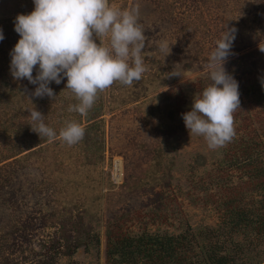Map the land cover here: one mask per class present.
Returning a JSON list of instances; mask_svg holds the SVG:
<instances>
[{
    "label": "trees",
    "instance_id": "1",
    "mask_svg": "<svg viewBox=\"0 0 264 264\" xmlns=\"http://www.w3.org/2000/svg\"><path fill=\"white\" fill-rule=\"evenodd\" d=\"M216 3L223 2L219 0ZM259 4L262 3L259 2ZM253 6L249 10L244 9V13L248 14L254 10L255 6ZM257 15L256 13L250 23L259 22L256 19ZM240 23L246 27L245 19L241 18ZM13 27L15 25H12ZM2 32L5 35L2 40L3 45H0V53L5 60L0 73V127H3V133L6 135L12 130L10 126L14 118L19 120L24 116V112L30 115L29 112L34 108L44 116L46 125V112L65 109L67 110L66 113L79 115L68 111L70 105L78 103L75 96L71 95L69 91H66L68 96H66L67 93L62 95L54 88L55 82L49 84L54 97L45 96L53 99L55 105L52 108L47 104L42 108L36 102L29 103L30 98L36 99L31 93L35 91L38 85L29 83L27 79L18 80L16 83L14 79V83L7 80L10 78H6V74L12 76L10 73V52L14 46L11 47L8 39L12 31H7L4 28ZM7 46L8 49L10 48L9 51L5 50ZM150 46L145 40L143 50L150 49L152 47ZM196 48L197 44L193 43L189 45V48L176 50L183 59L180 63L181 70H202L208 65V60L201 57ZM246 58L243 56L240 59L239 57L228 59L224 64L225 70L236 81L252 73L253 64L249 57L248 60ZM148 59L150 63H159L152 58ZM36 74L34 68L33 77ZM167 75L168 71L164 68H148L143 73L142 78L139 81H134L119 98L117 106H130L144 100L142 119L144 124H151V134L153 132L155 138L150 139L146 136L141 137L139 135L137 137L135 135L130 137L128 142L122 143L119 150L112 151L111 146L108 149L110 154L114 152L121 158L122 183L117 187L119 190L114 195L117 210L111 213L107 208L108 217L104 221V264H263V252L258 246L264 245V110L256 112L252 116L239 110L236 111L237 127L235 134L240 131L242 132L241 137L232 139L223 149L222 158L223 161H227L226 167L228 169H221L220 166L216 172L219 174L214 175L217 180L215 187H217L219 195L209 202L215 206L217 213H219L217 225L214 228L204 227L197 230L186 225L177 234L152 233L147 230L146 224L148 222L155 224L158 219L155 212L150 213L148 217L147 211L161 209L164 198L162 190L170 186L174 160L169 154L172 151L175 152L173 140L176 138L174 136L176 129L186 128L182 114L191 111L180 109V95L174 91L156 96L155 100H147L146 96L149 92H156L157 88L165 87L169 81L176 79V76H170L169 81H167L165 79ZM211 83L209 71H207L204 78L196 79L191 86L192 91L199 94ZM45 97L37 99L43 100ZM114 99L113 97L112 100ZM113 108L114 106L110 107L111 110ZM100 110L101 104L97 98L87 115L82 116L84 123L82 127L85 129V135L75 145L69 146L60 140L59 131L51 127L57 133V138L53 140L56 142L54 145L56 146L58 142L62 141L57 150L58 153H65L69 160L73 158L71 164V176L73 177L66 181L67 185L73 188L79 187L81 184L79 182L82 179L81 171L94 169L100 163L103 151V130L100 127L101 121L97 120L101 116ZM69 120H73V117L66 121ZM77 122L80 124V121L77 120ZM20 130L19 136L14 137L16 147L13 148L12 153L5 155L4 158L13 157L15 155L14 150L26 146L31 149L40 140L48 139L46 137L40 138L34 132L36 134L34 138L39 137L40 139L38 141L35 139L33 142L31 141L33 137L30 136L32 130L29 131L27 128H20ZM138 132L143 134L140 127H138ZM16 160L19 168L24 166L22 161L20 163L18 159ZM110 161L111 155L108 157L109 167ZM26 164H29V161H26ZM204 164L205 159L202 155L196 154L188 165V169L193 172ZM17 166L9 170L7 167L0 168V224L7 228V233L13 235L15 232L21 234L26 231L31 232L33 229L52 228V239L44 247V250L49 253L48 251L53 249L59 256L66 258L72 257L79 248L86 250L89 244L98 245V236L90 232L91 227L84 219V215L87 213L84 207V196L79 197L81 209L76 211L75 215L71 214L69 210L67 211L63 205L58 209L56 206H59L60 203L58 198L54 197H49L47 202L51 200L55 207L48 213L43 212L38 206V200L33 199L31 202L26 195L20 193L21 190L18 187L20 184L18 181L15 182ZM231 172L239 173L240 178L244 180L246 190L256 193L258 199L249 206L242 204L244 189L239 190L235 185H228ZM81 175L85 179L88 176L85 172ZM55 183L56 179L41 176L37 184L29 181L28 189L38 195L41 188L47 189L49 186H54ZM6 187L11 188L4 193L7 195V200H13L16 194L27 200L24 202L25 207H30L31 213L38 212V215L27 217L19 224L17 218L23 210H20L19 204L17 210L9 209L12 202H8L1 193ZM100 198L99 193L94 195L93 202L99 204ZM35 207L38 208L35 210ZM27 215L29 214L27 213ZM146 215L150 218L147 223L142 220ZM133 218L143 222L140 231L136 234L130 233L125 226V223ZM24 236L26 235H23V239H25ZM42 254L34 253L33 256ZM39 261L40 264H47V260ZM4 264L10 263L4 262ZM67 264L77 263L70 261Z\"/></svg>",
    "mask_w": 264,
    "mask_h": 264
},
{
    "label": "rangeland",
    "instance_id": "2",
    "mask_svg": "<svg viewBox=\"0 0 264 264\" xmlns=\"http://www.w3.org/2000/svg\"><path fill=\"white\" fill-rule=\"evenodd\" d=\"M216 1L219 0H109L110 4L121 10H138V24L146 36L145 40L148 41V45L152 46H150V49L142 50L146 68L156 69L161 67L166 69L168 71V75L165 76L167 81H169V74L174 69L181 75L176 76L174 81H169L167 86L157 88L156 92H149L146 96L147 100H155L156 96L174 91L180 95V109L192 110L193 98L196 93L192 91L191 86L197 78H204L205 72L209 69L206 66L202 70L196 71L181 70L180 63L183 59L176 50L189 48V45L193 43L197 44L196 49L199 55L209 62L210 53L215 48L216 41L220 39L226 26L229 29L235 28L237 30L231 54L227 60L236 57L240 59L246 56V60L250 58L249 60L253 64L252 73L241 77L237 81L240 93V109L237 110L250 116L264 110V86L261 83V81H264V52L260 51V48H264V0H222L223 3H216ZM259 2L262 4H259ZM253 5L256 11L254 9L248 14L244 13V9L249 10ZM34 7L33 0H0V30L6 28L7 31H12L8 37L11 47L15 46L20 39L18 33L11 30L14 29L12 25H14L15 18L20 14H30ZM255 12L258 14L256 19L259 22L250 23L256 15ZM241 18L245 19L246 27L240 23ZM165 40L171 48L170 54L167 56L158 48V42ZM96 43L99 44V40H96ZM104 43L107 44V38H105ZM0 45H3V41L0 42ZM5 50L9 51L10 48L8 49L7 46ZM148 58H152L159 63H150ZM4 61L3 55L0 53V73L4 67ZM6 78H10L7 79L10 82L15 80L9 74H6ZM66 84L67 79L64 78L59 85L54 84V88L63 95L67 93L66 91H69L66 90ZM128 87L115 82L108 89L98 93L101 116L97 120L101 121L100 127L103 130L101 160L94 169L81 171L88 176L85 179L81 173L82 179L79 181L81 184L76 188L67 185L66 181L73 177L71 176L73 158L69 160L65 153H58L57 150L61 145L60 143H62L60 140L56 146L54 145L56 142L53 140H40L31 149H28V146L21 147L19 150H14L15 155L13 157L4 158L5 155L12 153L13 148L16 147L14 137L19 136L21 133L20 128L31 130L28 113L24 112V116L19 120L14 118L10 126L12 130L6 135L3 133V127H0V137L2 138H0V168L7 167L9 170L16 167L18 163L16 159L20 163L21 161L24 163L21 168L17 166L18 169L15 172V182L18 181L20 184L17 185L21 190L20 193L26 195L31 202L33 199L38 200L40 210L47 213L55 207L51 200L47 202L48 198H58L60 204L56 207L63 205L73 215L81 209L79 197L84 196V207L87 211L84 219L91 227L90 232L96 234L99 240L98 245L89 244L86 250L79 248L72 257L66 258L59 256L53 249V251L49 250V253L44 250V247L52 239V228L33 229L31 232L26 231L21 234L15 232L12 235L7 233V228L3 224H0V264H4V262L10 264H40L39 260H47V264H67L70 261L77 264H104V221L108 217L107 208L111 213L117 210L114 195L119 190L117 187L122 183L121 158L114 152L110 154L108 149L111 146L112 151L119 150L122 143L128 142L129 138L135 135L137 137L139 135L141 137L146 136L150 139L155 138L154 133L151 134V124H144L142 119L144 100L130 106H117L119 98ZM69 93L73 95L70 91ZM68 95L67 93L66 96ZM113 97L116 100H112ZM33 100V98H30L29 103L36 102L42 108L47 104L52 108L55 105L54 100L47 97L43 100L37 98ZM113 106L114 108L111 110L110 107ZM66 112L65 109L50 113L46 112L47 126L59 131L64 127L65 121L71 117L76 122L77 120L80 121L81 126H84L81 115ZM235 114L236 112L234 113V128L236 129ZM138 127L141 128L143 134L138 132ZM31 133L30 136L34 138L36 134ZM241 133L238 131L233 139L240 138ZM174 136L176 137L173 140L175 152L172 151L169 154L174 160L170 186L162 190L164 198L162 199L161 209L147 211L148 217L150 213L155 212L158 219L155 224L148 222L150 218L147 215L142 220L148 222L146 224L147 230L152 233L177 234L186 225L193 230L204 227L214 228L219 221V213H217L215 206L209 202L219 195L218 189L215 187L217 180L214 175L219 174H216V172L220 166L221 169H228L226 167L227 161H223L222 158L223 149L228 143L222 147L210 149L203 136L191 135L186 128L176 129ZM33 138L31 140L33 142H35V139L36 141L40 139L39 137ZM196 154L202 155L205 164L191 172L188 165ZM110 155L109 167L108 157ZM26 161H29V164H26ZM41 176L56 179V183L54 186L47 187V189L41 188L42 191L40 190L37 195L28 189L29 181L37 184ZM229 181L228 185H235L239 190L244 189L242 204L249 206L258 199L256 193L246 190L244 180L240 178L239 173L231 172ZM10 189V187H6L5 190L3 189L4 192H1L6 200L7 195L4 193ZM98 193L101 198L99 204H96V202H93V197ZM7 201L12 202V205L9 206L10 210H17L18 204L21 206L20 210H23V212L17 218L19 224L27 217L38 215V212L31 213V208L25 207L24 202H27V200L16 194L13 200ZM149 208L151 209V206ZM142 220L133 218L127 221L125 226L130 233L136 234L140 231ZM23 235H26L24 236L25 239L22 238ZM258 248L262 250V259L264 260V245H259ZM34 253L43 254L33 256Z\"/></svg>",
    "mask_w": 264,
    "mask_h": 264
},
{
    "label": "clouds",
    "instance_id": "3",
    "mask_svg": "<svg viewBox=\"0 0 264 264\" xmlns=\"http://www.w3.org/2000/svg\"><path fill=\"white\" fill-rule=\"evenodd\" d=\"M33 3L35 7L30 14L15 18L14 30L20 39L10 52L12 77L38 85L31 93L33 97L53 98L49 84L59 85L66 78V90L78 101L68 111L86 116L99 92L115 82L131 86L147 71L142 56L146 36L138 24V10H121L109 0H33ZM236 31L224 27L207 65L212 83L194 96L192 110L182 114L189 133L203 136L210 149L224 146L235 136L239 85L224 64L231 54ZM3 39L0 30V41ZM158 48L166 56L170 54L166 40L158 42ZM260 51L264 52V48ZM169 76L181 75L174 69ZM261 83L264 86V81ZM29 113L33 132L40 138H57L39 111L34 108ZM84 135L85 129L74 120L65 121L59 130V139L69 146L80 142Z\"/></svg>",
    "mask_w": 264,
    "mask_h": 264
}]
</instances>
